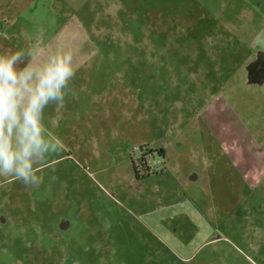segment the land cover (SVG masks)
Masks as SVG:
<instances>
[{
	"label": "rangeland",
	"instance_id": "1",
	"mask_svg": "<svg viewBox=\"0 0 264 264\" xmlns=\"http://www.w3.org/2000/svg\"><path fill=\"white\" fill-rule=\"evenodd\" d=\"M37 44L77 70L0 264H264V0H0V51Z\"/></svg>",
	"mask_w": 264,
	"mask_h": 264
},
{
	"label": "clouds",
	"instance_id": "2",
	"mask_svg": "<svg viewBox=\"0 0 264 264\" xmlns=\"http://www.w3.org/2000/svg\"><path fill=\"white\" fill-rule=\"evenodd\" d=\"M76 70L71 51H0V178L41 185L63 148L46 110L64 106Z\"/></svg>",
	"mask_w": 264,
	"mask_h": 264
},
{
	"label": "flooded vegetation",
	"instance_id": "3",
	"mask_svg": "<svg viewBox=\"0 0 264 264\" xmlns=\"http://www.w3.org/2000/svg\"><path fill=\"white\" fill-rule=\"evenodd\" d=\"M263 69H264V60L262 61L261 59H257L254 63L249 65L247 69L249 82L253 84V80H255V78L261 79Z\"/></svg>",
	"mask_w": 264,
	"mask_h": 264
},
{
	"label": "trees",
	"instance_id": "4",
	"mask_svg": "<svg viewBox=\"0 0 264 264\" xmlns=\"http://www.w3.org/2000/svg\"><path fill=\"white\" fill-rule=\"evenodd\" d=\"M133 170H134V175L136 176L135 178L139 180L141 176L138 174V172L136 171V168H135V167H133ZM145 173H146V175H151V174L148 172V169L146 170ZM146 175H142V176H143V177H147ZM143 177H142V178H143Z\"/></svg>",
	"mask_w": 264,
	"mask_h": 264
},
{
	"label": "crops",
	"instance_id": "5",
	"mask_svg": "<svg viewBox=\"0 0 264 264\" xmlns=\"http://www.w3.org/2000/svg\"><path fill=\"white\" fill-rule=\"evenodd\" d=\"M159 153L161 154L162 158H164V156H165V152L161 150V151H159ZM168 161H169V162H168V163H169L168 165H170V164H171V161L174 162V161H176V159H173V158H172V159H169Z\"/></svg>",
	"mask_w": 264,
	"mask_h": 264
},
{
	"label": "built area",
	"instance_id": "6",
	"mask_svg": "<svg viewBox=\"0 0 264 264\" xmlns=\"http://www.w3.org/2000/svg\"><path fill=\"white\" fill-rule=\"evenodd\" d=\"M159 163V161L158 162H153V164H158Z\"/></svg>",
	"mask_w": 264,
	"mask_h": 264
},
{
	"label": "water",
	"instance_id": "7",
	"mask_svg": "<svg viewBox=\"0 0 264 264\" xmlns=\"http://www.w3.org/2000/svg\"><path fill=\"white\" fill-rule=\"evenodd\" d=\"M250 83V82H249Z\"/></svg>",
	"mask_w": 264,
	"mask_h": 264
}]
</instances>
